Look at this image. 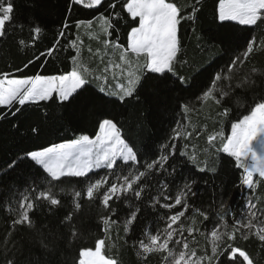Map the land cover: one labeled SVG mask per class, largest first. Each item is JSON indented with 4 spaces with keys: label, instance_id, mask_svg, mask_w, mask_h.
Returning a JSON list of instances; mask_svg holds the SVG:
<instances>
[{
    "label": "snow or ice",
    "instance_id": "6c2138e0",
    "mask_svg": "<svg viewBox=\"0 0 264 264\" xmlns=\"http://www.w3.org/2000/svg\"><path fill=\"white\" fill-rule=\"evenodd\" d=\"M199 2L195 0L196 4ZM70 4L98 13L93 19L75 21L74 26L91 31L94 21L99 24L100 30L92 39L104 49L118 53L119 63L109 59L99 74L79 63L77 57L83 41L78 36L68 38L73 25L65 17L47 49H38L22 66L0 71V106L16 116L26 105L54 101L70 110V119H78L90 112L96 114L93 110L97 99L105 104L122 105L127 98L139 99L138 90L151 87L152 95L157 97L179 91L177 109L182 116L195 110V101L202 106L214 105L216 114L223 119L232 112L234 98L252 92L246 105L236 99V106L246 108L248 114L231 123V136L226 142L221 137L222 147L216 149L234 158V167L241 170L236 186L249 193L248 199L237 217L224 202L228 193L216 186L218 195L214 200L220 202L210 215L209 210L196 206V176L203 179L200 174H216L218 169L209 168L206 161L201 162L195 153H189L187 144L178 143L192 132H182L177 122L159 151L146 147L140 152L125 138L115 116L99 113L94 136L81 133L62 143L27 151L0 169V186L7 193L3 205L10 213V224L0 241V264H31L25 245L17 237L39 231L35 217L45 209L56 213L63 207L61 194L66 191L63 185H80L71 188L73 209L66 211L59 222L68 232L69 243L80 238L74 217L84 202L98 203L103 209L98 224L100 236L92 247L78 249L76 264H119L115 257L102 254L113 226L118 223L125 234H130L125 243L132 241L145 264L155 254L161 256V264H254L239 241L254 236L264 247V208L252 199L256 187L264 182V72L255 67L244 70V65L258 47L264 50V40L257 44L250 33L236 35L229 30L233 27L230 22L243 26L264 24V0H219L216 14L219 31L213 39L222 46L223 56L203 69L182 56L181 21L195 20L198 11L195 5L185 16L184 9L170 0H125L121 7L137 21V26L130 27L125 45L119 42L118 26L123 20L117 11L119 0H70ZM38 6V0H34L32 7ZM17 8L15 0H0V43L13 39L21 50L37 47L43 28L32 19L27 23L29 39L18 38L16 34L23 32L25 22L17 19ZM66 8L72 11L70 6ZM69 49L75 51L71 71L57 75H28L25 71L37 61L44 64L48 58ZM100 59L104 63V56ZM185 65L187 72L181 70ZM114 69L120 70L119 79L123 82L110 90L108 73ZM205 74L206 79H201ZM113 79H117L115 72ZM93 83H97L96 91L91 87ZM31 131L37 133L38 128ZM216 139L217 135L207 136L210 147H214ZM25 160L36 171L16 175ZM188 164L194 168L186 176L180 168ZM196 217L207 223L198 227ZM197 234L210 238V250L207 246L203 249L196 246ZM45 240L41 233L34 243L51 251ZM27 251L30 253L31 249Z\"/></svg>",
    "mask_w": 264,
    "mask_h": 264
},
{
    "label": "trees",
    "instance_id": "16d2710c",
    "mask_svg": "<svg viewBox=\"0 0 264 264\" xmlns=\"http://www.w3.org/2000/svg\"><path fill=\"white\" fill-rule=\"evenodd\" d=\"M15 2L18 5L16 17L19 21L25 22V29L22 33H17V37L29 39L27 23L32 19H35L43 28V33L37 47L33 48L21 50L13 39L0 43V71H7L9 67H15L16 65L22 66L38 49H47L57 37L61 21L65 17L73 25L70 29L71 35L68 38L78 36L83 41V47L77 57L79 63L92 71L93 74H99L109 59L112 63H119L118 53L104 49L98 41L92 39L100 30L99 24L94 21L91 31L84 27L77 29L74 26L77 20H90L98 15L93 10L86 9L83 6L71 5L70 0H38L39 6L35 8L32 7L34 0H15ZM124 2L125 0H119L117 7V11H120L123 16V20L118 26V34L119 42L126 45L130 27L137 26V21L132 20L121 7ZM170 2H175L178 7L184 9L185 16H187L193 5L198 8L194 21H181L180 34L183 40V58L199 69H203L209 62L219 61L220 57L223 56L222 46L213 39L214 34L219 31V22L216 19L219 0H200L199 4H196L195 0H170ZM66 6H70L72 11L68 12ZM105 14H108L107 10H105ZM230 23L233 25L229 30L230 32L236 35L250 33L252 37L256 38L257 44L264 40V24L243 26L237 25L236 22ZM89 48L93 49L92 53L88 52ZM205 48H210L211 51H204ZM97 49L100 50L99 54H97ZM105 52L107 55H104ZM73 55H75V51L69 49L48 58L44 64L37 61L25 71L28 75H57L61 72H68L73 67L71 59ZM101 56H104V63H101ZM140 64H143V60L140 61ZM221 66H223L222 62ZM252 67L264 72V50L259 47L249 62L245 63L244 70ZM181 70L187 72V66H181ZM113 72H115L117 79H113ZM206 75L201 79H206ZM258 75L259 73H257ZM119 77V69L109 71L108 88L110 90H115L116 84L123 82ZM259 83V79H257V94L260 91ZM91 87L93 91H96L97 83H93ZM152 92L151 87L138 90L139 99L135 97L127 98L122 105L105 104L103 100L97 99L96 107L93 110L96 114L90 112L78 119H70L68 115L70 110L54 101L41 102L38 106L26 105L21 108V112L17 113L16 116L11 115L4 106H0V169L5 168L10 161L22 156L27 151L48 147L53 143H62L75 138L81 133L94 136L98 131L97 117L99 113H110L115 116L125 138L130 144L135 145L140 152H143L146 147L159 151L160 145L168 142L173 128L179 122L183 126V131L192 132V135L178 143L180 145L187 144V150L190 154L195 153L198 160L201 162L206 161L209 168L215 166L218 169L216 174L211 172L200 174L203 179L196 176L198 182L195 189L197 191L196 206L209 210L211 215L215 210V205L220 202L214 200V197L218 195L216 186H220L228 193L223 198L225 204L233 209L239 217L249 193L247 191L242 192L236 186L241 170L234 167V158L216 151V149L222 147L221 137L224 142L230 137L231 123L242 119L243 115L248 114L246 108L236 106V99L246 105L253 93L249 92L246 96L234 98L232 112L227 118L221 119L216 114L217 108L214 105L206 104L202 106L195 101L193 102L195 110L182 116L177 109L176 98L181 96L179 91L163 94L159 97L152 95ZM103 95L101 94V96ZM183 95L187 96L189 93ZM180 102L183 103V101ZM33 127L38 128L37 133L31 131ZM208 135H217L216 141L213 142L214 147H210L207 143ZM192 168L194 166L188 164L187 167L181 166L180 170L187 176ZM29 171L35 172L36 168L30 167V162L25 160L23 166L17 170L16 175H22ZM103 174V170H100V175ZM62 187L66 190L65 193L61 194L63 207L58 209L56 213L47 212L45 209L35 217L37 230L39 231L24 233L22 238L17 237L25 245L26 256L30 257L31 264H76L78 249L82 246L92 247L94 241L100 236L98 224L99 216L103 215V209L98 203L89 204L84 202L83 208L74 217L80 238L73 243L68 242V232L59 222L66 211H72L73 209L70 195L71 188H79L80 185H63ZM6 199V190L0 186V241L4 239L5 232L10 224V213L7 207L3 205ZM252 199L258 200L257 206L264 208V182L256 187ZM123 218V214H121V220ZM196 219L198 227H202L204 223H207L202 221L200 217H196ZM231 222V218H229V226H231ZM41 233L46 237L45 242L50 244L51 251L43 249L38 243H34L40 238ZM128 235L130 234H125L123 231L122 224L118 223L113 226L109 239L106 240L103 255L115 257L119 264H145V261L136 254L132 241L125 243ZM196 240L198 242L196 246L199 249L207 246L210 250V238L197 234ZM239 243L242 248L249 252L254 264H264V247L254 236L248 240H241ZM29 248L31 249L30 253L27 251ZM147 264H161V256L159 254L152 255Z\"/></svg>",
    "mask_w": 264,
    "mask_h": 264
},
{
    "label": "rangeland",
    "instance_id": "374dc122",
    "mask_svg": "<svg viewBox=\"0 0 264 264\" xmlns=\"http://www.w3.org/2000/svg\"><path fill=\"white\" fill-rule=\"evenodd\" d=\"M180 130L183 131V126L182 125H180ZM102 254H103V249H102Z\"/></svg>",
    "mask_w": 264,
    "mask_h": 264
}]
</instances>
